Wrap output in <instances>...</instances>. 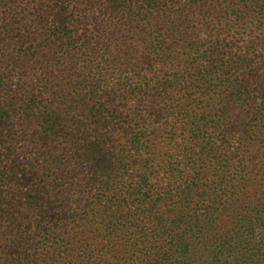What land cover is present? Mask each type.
I'll return each instance as SVG.
<instances>
[{"label": "trees", "instance_id": "1", "mask_svg": "<svg viewBox=\"0 0 264 264\" xmlns=\"http://www.w3.org/2000/svg\"><path fill=\"white\" fill-rule=\"evenodd\" d=\"M0 264H264V0H0Z\"/></svg>", "mask_w": 264, "mask_h": 264}]
</instances>
